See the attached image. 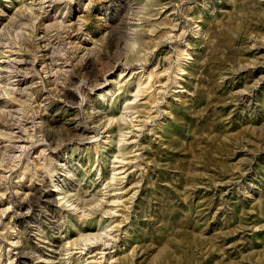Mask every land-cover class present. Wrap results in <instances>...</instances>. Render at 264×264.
I'll return each instance as SVG.
<instances>
[{
  "label": "rangeland",
  "instance_id": "1",
  "mask_svg": "<svg viewBox=\"0 0 264 264\" xmlns=\"http://www.w3.org/2000/svg\"><path fill=\"white\" fill-rule=\"evenodd\" d=\"M0 264H264V0H0Z\"/></svg>",
  "mask_w": 264,
  "mask_h": 264
},
{
  "label": "bare ground",
  "instance_id": "2",
  "mask_svg": "<svg viewBox=\"0 0 264 264\" xmlns=\"http://www.w3.org/2000/svg\"><path fill=\"white\" fill-rule=\"evenodd\" d=\"M47 2V1H46ZM8 62V65L9 66H12V67H16L17 68V66L20 64V63H22V61L21 60H19V59H10V60H8L7 61ZM7 65V66H8ZM14 69V68H13ZM18 71V70H17ZM16 72V71H15ZM22 74V73H21ZM21 74H19V73H17V74H15V76L17 77V79H15V80H13V81H15V83H14V85H19V84H21L22 82H23V74L21 75ZM15 78V77H14ZM14 87V86H13ZM12 87V88H13ZM21 89V88H20ZM13 90V89H12ZM135 94V93H134ZM136 96V95H135ZM134 100V99H133ZM141 104V103H140ZM133 131V130H132ZM130 133V132H129ZM125 136H127V135H125ZM124 136V137H125ZM136 137V136H135ZM131 138V134L130 135H128L127 136V141H128V143H132V139H130ZM126 141V142H127ZM137 154V153H136ZM120 160H122V162H123V158L122 159H120ZM128 160V159H127ZM117 161V160H116ZM126 161V160H125ZM120 163H119V165H116V166H114V169L113 170H115V171H113V177H115V179H123L124 177H125V168H123L124 166L121 164L122 162L121 161H119ZM129 162V161H128ZM124 163V162H123ZM128 166V165H127ZM127 172V171H126ZM113 177H112V179H113ZM114 180V179H113ZM122 181V180H121ZM129 196V195H128ZM127 196V197H128ZM132 196V195H131ZM123 197V196H122ZM119 198V197H118ZM114 201V200H113ZM116 202V201H115ZM65 203V202H64ZM112 203V202H111ZM117 203V202H116ZM119 227V226H118ZM111 229V228H110ZM116 229V228H115ZM107 235V234H106ZM90 238V237H89ZM91 239V238H90ZM88 240V239H87ZM104 241V240H103ZM87 242V241H86ZM91 244V243H90ZM93 245V244H92ZM83 247H85V246H83ZM107 249V248H106ZM91 251V250H90ZM78 252H80V254L82 253L81 252V250L80 251H78ZM104 253H105V248H101L100 250H98V252L96 251V252H94V253H92V254H90V258H93V260H96L97 258H103V256H104ZM100 254V255H99Z\"/></svg>",
  "mask_w": 264,
  "mask_h": 264
}]
</instances>
